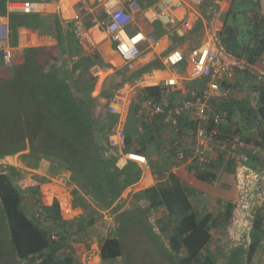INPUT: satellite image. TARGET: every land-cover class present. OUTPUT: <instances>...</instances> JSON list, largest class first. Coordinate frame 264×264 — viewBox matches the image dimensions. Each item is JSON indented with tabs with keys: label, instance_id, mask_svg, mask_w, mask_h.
Here are the masks:
<instances>
[{
	"label": "trees",
	"instance_id": "trees-1",
	"mask_svg": "<svg viewBox=\"0 0 264 264\" xmlns=\"http://www.w3.org/2000/svg\"><path fill=\"white\" fill-rule=\"evenodd\" d=\"M28 21L29 27H37L42 35L55 36L58 43L52 47L27 49L25 62L13 70L0 63V160L20 154L29 169L42 173L48 172V166L57 172L66 170L71 174V182L77 184L83 195L90 197L95 206L109 209L120 201L128 188L140 181L143 171L136 163L118 167V158L111 149L96 143L94 136L104 134L107 129L110 131L117 118L110 114L104 115L102 111L96 113L98 101L76 91V74L65 59L66 45L55 18L54 27L45 30L41 16L33 15ZM15 25L16 18L12 16L10 26L13 28ZM226 32L231 39L236 30L232 33L231 29H226ZM156 35H161V30L158 29ZM256 45L257 50L262 51L264 37ZM250 56L249 60L254 62L258 54ZM144 92L159 100L160 87L146 88ZM259 114L264 119V89ZM156 119L162 120L161 116ZM228 122L224 133L237 135L238 131L231 130L229 114ZM191 131L192 124L187 123L186 133L190 134ZM187 134L182 133L184 136ZM130 142L131 138L128 137V145ZM219 156V161H222L224 156ZM216 166L215 162L206 167L192 165L189 171L201 182L213 183L217 178ZM160 169L157 170L159 182L134 195L133 210H122V206L114 209L117 230L109 229L106 235L99 236L102 263L111 264L123 256L122 239L119 236L124 232L123 227L142 224L138 219L144 218V225L153 235L148 217L153 212L164 210L169 221L159 223V235L168 240L173 253L182 255L180 263L198 264L205 255V263L201 264H215L216 253L210 250V246L217 244L218 240L221 243V238L227 237V227L233 215L232 205L218 214L207 211L201 216L194 210L193 198L202 192L182 184L175 173H170L166 178V172ZM22 177L21 171L14 167H10L8 173L0 172L2 248H11L15 264L36 262L38 258H42L41 264H60L57 255L64 249L61 239L64 232L71 236L76 229L81 230L95 223V217L88 211L86 217L77 221L78 226L74 229L73 223L61 216L57 200L52 199L53 204L45 206L40 200H33L31 195L32 198L27 201L23 196L25 192L18 185ZM30 191L35 194L37 190ZM141 201L147 203L145 209L139 207ZM24 204H29L31 211L28 212ZM76 204L86 210L88 208L82 196L76 198ZM38 209H41L42 219L36 220ZM94 212L97 213L96 210ZM129 212H134L135 218L127 220L125 217ZM263 221L262 212L256 211L248 247L245 248L247 243H243L234 249L233 255L239 256V262H250L260 248ZM54 233L60 237V241L52 239ZM155 235L157 241L159 236ZM80 240L75 237L74 241ZM75 261L68 258L69 264H81Z\"/></svg>",
	"mask_w": 264,
	"mask_h": 264
},
{
	"label": "crops",
	"instance_id": "crops-1",
	"mask_svg": "<svg viewBox=\"0 0 264 264\" xmlns=\"http://www.w3.org/2000/svg\"><path fill=\"white\" fill-rule=\"evenodd\" d=\"M9 1L27 0H0V18L6 20L9 24V45L14 48L15 54V66L10 70L25 62L27 49L52 47L58 43L55 36L42 35L37 27H29V18L33 15L41 16L44 30L48 27L50 29L54 27L53 18H55L56 23L60 27V35L66 45L65 59L68 60L69 67L73 68L76 74L74 82L76 91L81 94H87L98 101L99 105L95 109L96 113L102 111L104 115L110 114L117 118L115 126L110 131L107 129L104 134L94 136L96 143H99L102 147H109L110 134L122 129L131 138L127 149L140 152V154L147 157L148 166L139 165L143 171L140 181L128 188L124 195H133V192L138 193L156 185L159 182L157 170L160 168L163 173L166 172V178H168L170 173H175L180 177L182 184L202 192L201 195L197 194L193 198V201L195 200L193 202L194 210L195 205H197L196 200L203 196L208 198L205 204H199V207H201L200 211H202L201 216H204L207 211L215 213L210 210L212 202L215 203V207H218L217 214L227 206L230 207L232 205L233 215L231 222L237 230L239 239L247 234L246 237L248 238H243L244 243H247L245 245V248H247L250 243L252 220L256 211L260 210L264 218V119L259 114L260 100L264 87L249 72L238 73L231 82L233 90L230 97L225 101H214L216 104L219 103L220 108L227 111L230 117L231 130L233 132L238 131L237 135L247 144L243 151L249 156V162L246 164L248 171L245 174L246 178L243 179L245 180L244 183H240L243 175L237 170L239 160L228 159L227 156L222 161L217 162V170H215L217 178L213 183L201 182L189 171L190 165L185 166V164L179 163L175 159V150L172 148V143L177 137L176 134L179 130V134H187L188 117L184 116L183 122L179 123L178 127H174L164 121V116H161L162 120L156 119L158 116H150V105L159 103L161 100L160 96L159 100L151 97L152 94H147L144 89L155 87L156 82L161 78L171 76L174 73V70L166 66L163 61L170 51L179 49L187 54L192 48L199 45L202 40L209 38L218 20H222L227 26H225L222 35L224 43L230 46L228 48L233 50L232 46H236L239 49L238 53L233 51L247 59L251 57L250 55L258 54L256 60L251 62L264 69V48L262 51H258V47H256V43L258 44L260 39L264 37V18L260 2L256 3L254 0H204L201 5H194L189 2L186 5L187 8L174 11L176 18H178L174 26H164L159 21L150 24L144 15L141 14L140 17H137L135 24L129 29L130 32L142 30L147 33H153L158 39V44L149 50L147 57L139 58L134 62L132 68H128L116 52L106 33L97 27V20L100 16L98 15L99 8L93 0H31L41 5V11L33 14L10 12L8 10ZM159 1L140 0L144 10L151 9ZM236 1L237 3H248L249 1L251 4H258L259 11L257 13L255 12L256 6L247 14V23L254 27V34L252 33L250 41L239 40L240 31L235 25L236 22L231 27L228 24L230 17L233 16L235 19L233 7ZM252 7H255V5L253 4ZM193 13L194 16H192ZM12 16L16 18V25L13 28L10 26ZM23 16L30 17L25 18ZM77 16L79 19L76 18ZM256 17L257 20L255 19ZM183 18L189 19L188 28L181 21ZM257 23L258 26H255ZM82 27L90 29L93 39L94 45L88 50L80 46L75 35V30ZM158 29L161 30V35L159 36L156 35ZM226 29H231L232 33L236 30L233 35L231 33V39ZM225 35H228L229 42L232 45L225 42ZM185 71H189V66ZM203 82L204 80L184 81L176 92L169 97L168 102L172 106L179 105L181 101L190 96L187 90H201L204 85ZM126 84H129L130 87L125 88ZM118 90L122 91L125 102L120 105L119 113L114 115L107 111L106 104L115 98ZM176 129H178V132H176ZM217 159H220V156ZM154 168H157V170ZM38 173L42 175V172L38 171ZM66 174L71 176L69 172H66ZM52 176L54 177L55 174H52ZM52 176L48 172H44V183H41V186H52L56 183L53 180L57 175L54 178ZM57 188L63 190L64 195H73L72 188H70V194L60 185ZM78 189L80 190V188ZM76 193L80 197L82 196L84 200L87 198L82 192ZM89 198L87 201H89L90 207H96L94 202L90 200L91 198ZM130 199L133 200V198ZM73 209L77 217H80L81 213H85L88 210L82 208L81 205H75ZM97 240L94 239L98 245L97 261L99 260L101 263L100 242ZM240 245L241 243L238 244V246ZM72 256L79 263L84 261L73 253ZM248 263L264 264V224L261 246Z\"/></svg>",
	"mask_w": 264,
	"mask_h": 264
},
{
	"label": "built area",
	"instance_id": "built-area-1",
	"mask_svg": "<svg viewBox=\"0 0 264 264\" xmlns=\"http://www.w3.org/2000/svg\"><path fill=\"white\" fill-rule=\"evenodd\" d=\"M93 1L99 8L98 15L100 16L97 20V27L106 33L128 68H132L134 62L139 58L147 57L149 50L158 44V39L153 33L142 30L130 32L129 29L135 24L137 17L143 14L150 24L159 21L164 26H174L178 19L174 14L175 10L187 8L186 5L189 2L194 5H201L204 2V0H160L151 9L144 10L140 0ZM254 1L260 2V0ZM8 10L33 14L41 11V5L31 0L9 1ZM259 13L261 14V12ZM76 18L79 19L78 16ZM181 21L187 28L189 27L188 18H183ZM225 26L222 20H218L209 38L202 40L187 54L179 49H174L165 56L164 64L174 70V73L156 82L155 87H160L161 101L150 105V116H164V121L174 127L179 126L181 117H188V123L192 124L191 133L184 136L182 133L179 134L180 130L178 132L176 129L177 137L172 143L175 159L179 163L185 164V166L200 165L206 167L207 164L214 162L219 155L227 156L228 159L239 160L237 170L243 175L240 183H244L245 180L243 179L246 178L245 174L248 171L246 164L249 162V156L243 151L247 144L238 135L224 133L225 127L229 124L228 113L220 108L219 103L216 104L214 101H225L230 97L233 90L231 82L238 73L249 72L264 87V69L228 48L222 35ZM75 35L80 46L85 50L94 45L89 28H77ZM9 40V24L0 18L2 63L8 69H12L15 66V54L14 48L9 45ZM188 66L189 71L186 72L185 69ZM195 80H204L201 90H187L190 96L177 106H172L168 102L169 97L176 92L184 81ZM129 87V84L125 85V88ZM124 102L123 93L118 90L115 98L106 104V109L109 113L118 114L120 105H123ZM109 148L112 154L119 159L117 166L120 168H124L129 163L148 166V159L145 155L127 149L128 135L125 130L119 129L110 134ZM58 183L70 194L73 183L69 178L61 176ZM18 185L21 190L27 192L38 189L41 183L36 178V174L32 172L23 176ZM74 189L72 188V192ZM40 213L41 209H38L35 214L36 220L42 219ZM52 239L57 241L59 238L53 235ZM72 246L73 249L70 251L84 260L81 263H88L91 254L86 244L75 241Z\"/></svg>",
	"mask_w": 264,
	"mask_h": 264
},
{
	"label": "rangeland",
	"instance_id": "rangeland-1",
	"mask_svg": "<svg viewBox=\"0 0 264 264\" xmlns=\"http://www.w3.org/2000/svg\"><path fill=\"white\" fill-rule=\"evenodd\" d=\"M253 4L255 5V7H252ZM253 4H251V2L249 1L248 3L247 2L237 3L236 1L233 7V13H234L236 20L232 16L228 20V24L231 27L236 22L235 25L238 27L240 31L239 40L250 41V38L254 34L253 25L247 23V16H248L247 14L251 12L254 8H256V6H257V9L255 10V12L257 13L259 11L258 4H255V3ZM260 6H261L262 15L264 18V0H260ZM23 17L28 18L30 16H23ZM224 39L226 43L231 44L229 42L230 39L228 38V35H225ZM232 48L235 52L238 53L239 49L236 46H232ZM218 161L219 159L217 158L216 160H214L215 163H217ZM18 165L22 167H16ZM10 167H14L17 170H20L23 176L31 174L33 172L34 174H36V176H38L36 178L40 181V183H44V173H42V175L41 174L39 175L38 171L27 168L24 162L22 161L20 154L10 159L0 160V172L8 173ZM47 170L50 176H52V174L57 173V176L56 174H55L56 177L54 176L55 178L52 176L54 178L53 182L56 181V183H54L52 186L50 185L40 186L39 190L36 189L37 191L35 194H32V191H29V192L24 191L25 192L23 195L24 198L28 201V199H31L33 196V200H40L42 204L46 206H51L53 204L52 199L57 200V202L60 205L61 216L63 217L64 220L72 222L74 229H76L77 228L76 226H78L77 221L86 217L87 216L86 214L88 211L92 212L91 214L94 215L95 220H96L95 223H93L91 226H87L86 224H84V226H87V227H84L81 230L76 229L75 233L71 236L66 235V233L64 232V236L63 238H61L63 240L62 242L64 244V249H62L57 255V258L60 260L59 261L60 264H69L68 258L72 259L73 262L75 261V258L72 256V252L70 251L71 249H73V246L71 244L75 242L74 241L75 237L81 238L79 242L87 245L88 250L90 251V254H91V257H90L91 259L88 261V263L90 262V264H104L102 262L100 263L99 260L97 261L98 245L96 244L94 239L99 240V236L106 235L109 229H112L114 231L117 230V224L115 221L116 214L114 212V209L117 206H122V210H125V209L126 210L130 209V211L133 210L132 200L130 198H133L136 192H133L134 193L133 195L127 194V196H125L124 194H126V191H128L127 189L122 195L120 201L116 202L115 205L110 207L109 209H102L101 207L97 205H96L97 207L91 208L89 201H87L88 199L87 197L85 199V202H86L85 205H86V208L88 207L87 208L88 210L85 211V213H81L79 215L80 217H77L74 214L73 208L75 207V205H77L76 198L79 195H77V193H74V192H72L73 193L72 196L67 195V194L64 195L63 190L57 188L59 186L58 177L65 176L71 180V176H68L66 174L67 172L66 170H59L57 172V170L52 169L51 166H48ZM19 181H18V184H19ZM73 185L75 186L72 188H75L74 190H76V192L81 193V191L78 189L79 188L78 185L75 183ZM40 189L42 190V192ZM207 199L208 198H206V196H203L200 199L196 200L197 205H195V210L199 213V215L202 213V211H200L201 207H199V204L201 203L205 204V202H207ZM77 202L79 203L80 201H77ZM70 205H72L73 208L70 207ZM28 206L29 204L28 205L24 204V207L29 212L31 211L30 210L31 207L30 206L28 207ZM146 206H147V203L145 201H141V203H139V207H141L142 209H145ZM217 209L218 207H215V203L212 202V208L210 210L213 212H216ZM63 210H64L65 216L63 215ZM94 210H96L97 213H95ZM134 215H135L134 212H129V214H127L125 218L127 220H130V219L135 218ZM138 220H140L142 224L137 223L135 226H132V227L130 226L123 227L124 232H122V235L121 233L119 234L120 238L122 239L121 241L123 245L122 246L123 256L111 264H181L180 260H181L182 255L178 256L175 253H173V251L170 250L169 248L168 240L165 239L162 235H159L160 234L159 226H158L159 223L163 221L165 222L169 221L168 216L166 215V212L164 210L159 211V212H153L148 217V224H150L151 233L154 236L149 233L150 231H149L148 226L144 225L145 224L143 223L144 218L138 219ZM54 234L55 236H57L56 233ZM155 234L159 236L157 241L155 240L156 238ZM246 236L247 234L244 235V237H241V239H239L237 230L233 227V223L231 222L230 225H228L227 227V237L225 239L222 237L221 243L218 240L217 244H212L210 246V250L216 253V257L214 259L215 264H249L244 261L239 262L238 260L240 259L237 258L239 256L234 257L233 255V252L235 251L234 249L238 248L237 247L238 244L244 243L243 238H246V239L248 238ZM58 238H59L58 240L60 241L61 240L60 237ZM4 248H2V241L0 239V264H15L13 260L14 258H13V253H12L11 248L9 247V250L7 248L5 249ZM205 260H206V256L204 255L201 258L200 263L198 264L205 263ZM41 261H42V258H38L36 262H23L20 264H41ZM75 262H79V261L76 260ZM16 264H19V263H16ZM194 264H197V262H195Z\"/></svg>",
	"mask_w": 264,
	"mask_h": 264
}]
</instances>
